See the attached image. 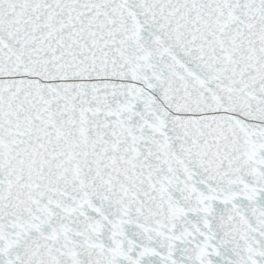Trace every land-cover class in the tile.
<instances>
[{"label": "snow or ice", "instance_id": "snow-or-ice-1", "mask_svg": "<svg viewBox=\"0 0 264 264\" xmlns=\"http://www.w3.org/2000/svg\"><path fill=\"white\" fill-rule=\"evenodd\" d=\"M0 264H264V0H0Z\"/></svg>", "mask_w": 264, "mask_h": 264}]
</instances>
